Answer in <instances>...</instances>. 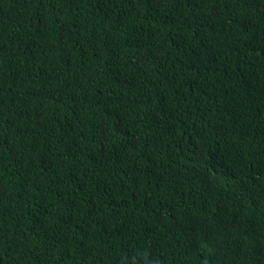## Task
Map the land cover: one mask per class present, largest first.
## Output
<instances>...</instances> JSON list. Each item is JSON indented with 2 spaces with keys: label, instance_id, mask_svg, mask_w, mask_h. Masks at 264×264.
Listing matches in <instances>:
<instances>
[{
  "label": "trees",
  "instance_id": "obj_1",
  "mask_svg": "<svg viewBox=\"0 0 264 264\" xmlns=\"http://www.w3.org/2000/svg\"><path fill=\"white\" fill-rule=\"evenodd\" d=\"M0 264H264V0H0Z\"/></svg>",
  "mask_w": 264,
  "mask_h": 264
}]
</instances>
